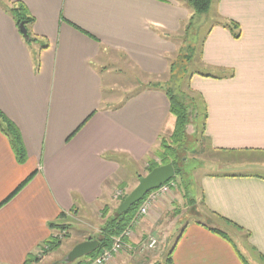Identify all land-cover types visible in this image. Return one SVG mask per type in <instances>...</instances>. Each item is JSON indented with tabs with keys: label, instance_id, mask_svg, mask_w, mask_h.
<instances>
[{
	"label": "crops",
	"instance_id": "obj_1",
	"mask_svg": "<svg viewBox=\"0 0 264 264\" xmlns=\"http://www.w3.org/2000/svg\"><path fill=\"white\" fill-rule=\"evenodd\" d=\"M19 6L31 42L9 13ZM211 6L188 84L205 104L213 156V172L197 181L203 213L176 215L174 201L166 211L155 206L130 242L153 235L162 250L180 229L172 264H245L217 221L242 233L264 262V0ZM191 16L186 0H0V113L25 157L19 162L0 130V264H31L53 239L50 224L101 216L113 192L154 159L175 125L167 96L146 87L103 104L108 62L160 77L183 47ZM223 24L237 25L238 38ZM154 258L122 251L107 264Z\"/></svg>",
	"mask_w": 264,
	"mask_h": 264
},
{
	"label": "rangeland",
	"instance_id": "obj_2",
	"mask_svg": "<svg viewBox=\"0 0 264 264\" xmlns=\"http://www.w3.org/2000/svg\"><path fill=\"white\" fill-rule=\"evenodd\" d=\"M211 11L212 6L210 9V13ZM209 24L210 22L207 20V18L196 20L195 26L188 33L189 37L184 38V48H186L188 45H193L195 49L193 55L197 56L195 58H198L199 46L201 43L200 41L202 39L204 30L209 26ZM195 31L197 32L196 35ZM177 55L178 54L172 56L171 61H169L170 63L167 72L160 77L149 78L141 74L136 69L131 68L124 62H108L109 65L107 68L111 71L112 76L107 77L108 79H106V82L104 83L103 104H110L114 101H120L123 98L130 96L134 92L146 87H155L160 89L172 87L176 93H186L190 97H194L193 94H191L187 89V83L189 84V80L187 81L184 79H178L180 77L179 75L181 71V68H179L180 66L175 67L173 73L171 72V63L175 60V57ZM193 70V67H190L189 72L192 73ZM199 111H202V105L200 101ZM200 122H202L201 114L199 115V123ZM169 135H165V137H163L162 139L164 140L165 144L169 142ZM185 138L186 139L184 141L186 142L187 148L183 158L184 163L182 165L179 164V168L183 174L182 176H184L187 183H182L180 175H176V178L172 181V186L170 188L169 194L165 195L166 197L162 196L160 199H156V201L152 204L153 206L149 209L148 214L151 212V210H153V207L155 206H159L158 210L162 209V211H164V205L167 203H171L172 201L175 202V204L173 205L174 210L170 211H175L176 215L186 212H193V210V215L196 217L198 211H200L201 214L203 213L200 207V196L196 188L197 181L202 175L213 172L214 166L210 163V159H212L213 156L209 153L207 140H205V138H203L201 135L200 125L199 128L194 125H189ZM153 162L156 165H159L161 163L160 160L155 156V154ZM145 167L147 169L148 165H146ZM146 169L139 172V174L136 176L129 174L130 176L125 180L126 187L124 189L121 188L122 190H116L113 192L112 200L114 201L111 202L110 206L106 207L107 209L105 210V213H102L101 216H96L91 212H88L86 218L84 219H82L83 217L79 215L76 218L63 220L62 224H58L63 228H54L56 232L53 235V239L60 242L59 246L52 249L50 246L44 245L42 247V252L39 254L40 257H36L37 261H32L31 264H63V259L76 245L85 241H89L87 240L88 238L97 237L100 233L99 230L101 225L108 217H111L114 214L115 210L120 204L119 199L124 194L128 195L134 189V187L137 185L138 177L145 176L147 174ZM116 192L121 193L116 197ZM175 197L176 199H174ZM193 220L194 219H192L191 217L190 222H192ZM214 223H218L217 225L213 224L214 226L218 228L220 227L222 228L221 230L228 233L231 242L235 246V249H237V251L244 258L247 264H264V262L259 260L257 255L254 254L253 251L248 247L245 242V237L242 233L238 232V234L234 236V231H236L237 233L236 229L228 225L226 226L222 222L220 223L215 221ZM179 231L180 229L177 231L176 229H174V238L177 237ZM163 234L160 233V238H162ZM173 236H170L169 241L164 245V249L160 250L159 244H157L154 250L148 252V254L156 255V258L152 259L153 262L151 264H168L166 262V259L167 254L171 250V246L173 244L171 243L173 242ZM88 256L89 255L83 256L70 264H83L89 259Z\"/></svg>",
	"mask_w": 264,
	"mask_h": 264
},
{
	"label": "trees",
	"instance_id": "obj_3",
	"mask_svg": "<svg viewBox=\"0 0 264 264\" xmlns=\"http://www.w3.org/2000/svg\"><path fill=\"white\" fill-rule=\"evenodd\" d=\"M213 0H186L187 5L192 11V16L189 20V23L186 28L185 32V38L189 37L187 32L188 30L192 29L195 26L196 20L202 19L205 17L211 7ZM22 7L12 8L9 10V13L14 17L17 27L19 26V23L21 21H24L25 24L30 22L29 18H26L25 16H22ZM231 25L233 27H231ZM228 25L223 24V27L229 29L233 36L235 38H238L239 36V27L237 25ZM29 36V35H28ZM30 38V37H29ZM28 42H31L32 39H28ZM186 41V40H185ZM185 43V42H184ZM195 51L193 45H188L186 48L183 47L180 49L178 55L175 57V60L171 63V72L173 73V70L175 67L181 68L180 71V77L179 80H189L190 76L192 75L191 72H189L192 55ZM189 74H188V72ZM170 72V73H171ZM188 74V75H187ZM176 75V74H175ZM186 75V77H185ZM153 88V87H151ZM155 88V87H154ZM160 89V88H159ZM187 89L191 94H193L194 97H190L186 93H176L175 90L172 87H167L162 90L165 95L167 96L168 102H169V112L175 117V125L172 134L169 136L168 143H164V140H161L160 146L158 150L155 153V156L160 160V164L156 165L153 162V159H149L148 167L146 169L147 173L150 172L155 167L166 165V164H172L175 169V175L174 177L169 181L172 182L176 175H180L182 183L186 182L184 176H182V172L179 168V164L184 163V154L186 152V142L184 141L187 134V128L189 125H194L199 128L200 125V131L203 138L205 136L204 133V126H205V119H206V108L205 104L198 94H194L187 83ZM199 101L202 105V111H199ZM202 116V122L199 123V115ZM0 130L7 136V138L10 141V144L17 155V158L19 162L24 161V153L23 149L20 144V138L18 135L17 129L14 127V125L4 116L2 113H0ZM205 140H207L205 138ZM31 175L28 179L25 180V182L20 185L13 195L22 188L23 185H25L32 177ZM142 177L139 176L138 179ZM167 182V183H169ZM187 183V182H186ZM185 183V185H186ZM13 195L8 197L10 199ZM127 196V194H124L120 199L119 202L121 203L124 198ZM6 199V201L8 200ZM5 201V202H6ZM142 200L136 204H134L126 213L117 215L116 210L114 214L111 217H108L104 223L101 225L99 230V235L95 238H88L87 240H95L97 239L99 241V245L97 249L89 254L88 258L92 259L98 254H100L104 249H108L112 243V239L116 236H118L130 223L131 219L134 217L138 207L140 206ZM105 213V212H104ZM50 228L55 229H61L63 227H60V225L57 224H50ZM214 233L221 234V236L226 237L223 233H221L218 230L213 229ZM60 242L55 241V239H51L48 242L45 243L46 246H50L52 249L57 248L59 246ZM172 251V250H171ZM171 251L167 254L166 262L168 264H172L171 259ZM88 259V260H89ZM32 261H37V259H33ZM245 262V261H244ZM245 264H247L245 262Z\"/></svg>",
	"mask_w": 264,
	"mask_h": 264
},
{
	"label": "water",
	"instance_id": "obj_4",
	"mask_svg": "<svg viewBox=\"0 0 264 264\" xmlns=\"http://www.w3.org/2000/svg\"><path fill=\"white\" fill-rule=\"evenodd\" d=\"M18 30L25 40L29 39L24 21H21ZM175 175L172 164L155 167L145 176L138 179L137 185L118 205L116 214L126 213L134 204L140 202L149 192L154 191L169 182ZM99 245L98 240H89L76 245L63 259V264H70L75 260L93 253Z\"/></svg>",
	"mask_w": 264,
	"mask_h": 264
},
{
	"label": "built area",
	"instance_id": "obj_5",
	"mask_svg": "<svg viewBox=\"0 0 264 264\" xmlns=\"http://www.w3.org/2000/svg\"><path fill=\"white\" fill-rule=\"evenodd\" d=\"M171 186L172 182L166 183L144 196L129 225L118 236L112 239L110 247L108 249H104L100 254L87 260V262L83 264H107L116 254L122 251H127L133 255L137 252L145 253L154 250L157 246L156 236L148 235L145 240H142L136 246L131 244L130 241L133 235V228L138 224L140 218L145 217L148 214L149 209L153 206L152 204L156 201V199L158 200L162 196L169 194ZM120 193L121 192H116V197L119 196Z\"/></svg>",
	"mask_w": 264,
	"mask_h": 264
}]
</instances>
